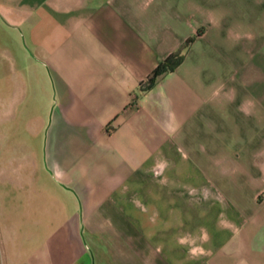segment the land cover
Segmentation results:
<instances>
[{"label": "crops", "instance_id": "0c3cea01", "mask_svg": "<svg viewBox=\"0 0 264 264\" xmlns=\"http://www.w3.org/2000/svg\"><path fill=\"white\" fill-rule=\"evenodd\" d=\"M0 24V119L31 103L36 137L52 108L44 164L0 165V264H264V0H0Z\"/></svg>", "mask_w": 264, "mask_h": 264}, {"label": "rangeland", "instance_id": "374dc122", "mask_svg": "<svg viewBox=\"0 0 264 264\" xmlns=\"http://www.w3.org/2000/svg\"><path fill=\"white\" fill-rule=\"evenodd\" d=\"M15 41V35L11 30L4 28L0 24V43H5L6 52H0V76L2 75L5 78L11 77L12 72L16 69V63L13 59L15 48L13 43ZM3 41V42H2ZM9 94H4L2 97H8ZM11 101V99H10ZM16 118L13 117L9 120H6L5 117L0 119V165H9L14 166L18 165L20 161L22 163L28 162L31 158L38 160L44 164V150L46 143V129L51 120L52 108L45 113L46 128L42 134L37 135L36 137L32 136L29 132L30 129H34L33 126L30 127V122L35 113H42L41 110H35L31 103H22L16 104L15 106ZM17 146V147H15ZM24 152V153H23ZM26 152V153H25ZM28 156H31L29 159ZM41 163V164H42ZM6 192L9 193V196H13V193H17V190L6 189ZM11 206L6 207L10 210ZM21 215H28L27 211L21 210ZM23 227L22 232H27L29 229V222H22ZM22 246H31L29 239L21 238ZM31 244V245H30Z\"/></svg>", "mask_w": 264, "mask_h": 264}, {"label": "trees", "instance_id": "16d2710c", "mask_svg": "<svg viewBox=\"0 0 264 264\" xmlns=\"http://www.w3.org/2000/svg\"><path fill=\"white\" fill-rule=\"evenodd\" d=\"M194 39L189 40L182 50L174 55H170L158 67L153 71L152 75L148 78L146 82V87L144 91H148L155 87L160 78L165 75L174 72L184 60V52L190 47Z\"/></svg>", "mask_w": 264, "mask_h": 264}]
</instances>
